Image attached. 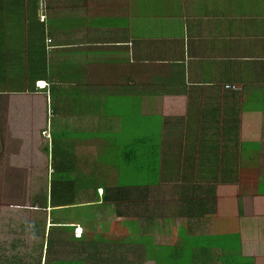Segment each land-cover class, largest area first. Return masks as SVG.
<instances>
[{"label": "crops", "instance_id": "0c3cea01", "mask_svg": "<svg viewBox=\"0 0 264 264\" xmlns=\"http://www.w3.org/2000/svg\"><path fill=\"white\" fill-rule=\"evenodd\" d=\"M41 194L97 264H264V0H0V221Z\"/></svg>", "mask_w": 264, "mask_h": 264}, {"label": "rangeland", "instance_id": "374dc122", "mask_svg": "<svg viewBox=\"0 0 264 264\" xmlns=\"http://www.w3.org/2000/svg\"><path fill=\"white\" fill-rule=\"evenodd\" d=\"M152 133L156 132L150 131V138ZM147 178L150 179L151 175L149 174ZM128 182H130V180H128ZM42 183L45 186V180H33L36 189ZM43 185H41V189L39 188L37 190H43ZM26 198L29 199V196L23 194L22 204L27 202ZM44 199V194L33 195V211L21 210L20 218L4 215L0 221V264H46V260L50 261L49 258L73 261L77 260L82 254L78 245L74 243L65 245L64 243L50 250L51 256L48 254L47 259L46 240L48 238V226L50 227V225L49 223L47 225V222H45V211H37L35 209L38 205L45 204ZM119 210V206H112L110 209L106 207L105 211H98L96 213L101 219L100 216L107 217L108 214L115 215L119 213ZM121 211L125 213V209L123 210V208H121ZM65 212L72 213L73 211L68 212V210H66ZM81 231L82 230H80V233L76 234V237H78L79 234L82 236L83 231L82 233ZM94 263L97 264L95 260Z\"/></svg>", "mask_w": 264, "mask_h": 264}, {"label": "trees", "instance_id": "16d2710c", "mask_svg": "<svg viewBox=\"0 0 264 264\" xmlns=\"http://www.w3.org/2000/svg\"><path fill=\"white\" fill-rule=\"evenodd\" d=\"M60 199V196H55L54 194L51 195V202H56V200ZM54 205V203H53ZM71 206V205H76V204H70L69 201H66L62 204V206ZM55 207V205H54ZM56 228V226H53L52 229H50L49 231V236L46 240V255H47V259H48V254L51 256L50 250H53L55 247L59 246V245H63L65 243V245H70L71 243H74L75 245L79 246V249L81 251V255L79 256V258L77 260H73V261H64V260H58V259H53V258H49L50 261L46 260V264H94V251H93V244H95V240L92 239L91 236L86 237L85 234L82 238H77L76 236H73L71 240L69 239H65L63 237H57L52 239L51 237V233L52 230H54ZM66 230H73L75 229V226H65ZM56 237V236H54ZM92 239V240H91ZM43 257V256H42ZM42 259V258H41ZM96 261V260H95ZM98 262L100 264V260L98 259ZM41 264V263H40ZM105 264H109L106 263Z\"/></svg>", "mask_w": 264, "mask_h": 264}, {"label": "built area", "instance_id": "2783aa9c", "mask_svg": "<svg viewBox=\"0 0 264 264\" xmlns=\"http://www.w3.org/2000/svg\"><path fill=\"white\" fill-rule=\"evenodd\" d=\"M41 8H42V6H41ZM44 17H45V16H42V18H44ZM40 87H41V88H44V89L46 88L45 84H44V85H41ZM232 89H236V87H232Z\"/></svg>", "mask_w": 264, "mask_h": 264}]
</instances>
